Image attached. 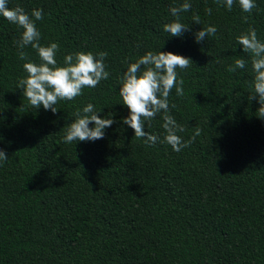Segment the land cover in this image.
Segmentation results:
<instances>
[{"label": "trees", "instance_id": "16d2710c", "mask_svg": "<svg viewBox=\"0 0 264 264\" xmlns=\"http://www.w3.org/2000/svg\"><path fill=\"white\" fill-rule=\"evenodd\" d=\"M184 2L8 0L29 16L42 10L40 43L59 45L58 65L70 53L106 52L110 75L59 101L56 113L35 109L17 88L27 75L22 29L0 15V149L8 156L0 162V264H264V119L258 98L249 100L250 56L236 41L251 27L264 42V0L251 13L238 0L231 11L188 0L179 17L187 29L171 36L163 26ZM208 26L216 34L197 42ZM159 50L192 61L176 69L183 95L173 88L168 97V114L184 127L177 134L191 141L179 152L164 142L163 111L144 122L158 137L151 146L123 123L118 80ZM23 51L40 63L30 45ZM238 58L246 67L228 71ZM89 103L114 123L102 139L65 143L74 113Z\"/></svg>", "mask_w": 264, "mask_h": 264}, {"label": "clouds", "instance_id": "9594fccd", "mask_svg": "<svg viewBox=\"0 0 264 264\" xmlns=\"http://www.w3.org/2000/svg\"><path fill=\"white\" fill-rule=\"evenodd\" d=\"M215 2L218 5L223 4L231 11L234 0H215ZM238 2L245 13H251L252 9L257 7L255 0H238ZM190 10L191 4L188 0L179 7L170 8L172 16L176 19L166 23L163 30L171 36H180L187 29L180 22V13ZM205 11L210 15L212 9L207 8ZM0 15L22 29L17 47L20 50L19 58L25 61L23 68L27 75L18 80L17 88L23 90V95L35 109L42 106L45 110L56 113L55 105L59 101H72L82 95L85 87L95 88L102 80L109 78L110 74L105 70L104 63L106 52L96 55L91 52L70 53L64 57L63 65H58L56 54L59 45L55 42L48 45L40 43L41 34L35 21L43 19L42 10H33L29 16L22 7L9 8L8 0H0ZM193 22L200 24L199 16H195ZM216 32L215 26L202 28L195 34L196 41L200 42L209 35L214 36ZM236 41L242 46L243 52L250 56L253 72L251 86L254 94L249 97V100L258 98L260 105L257 109L258 117L264 119V42L258 39L256 30L251 27L247 32L238 35ZM29 45L36 51L40 63L28 59L27 53L23 51ZM246 63L245 59L238 58L235 60V66H229L228 71L244 69ZM191 64L192 61L188 57L160 50L149 51L134 63L128 64L127 70L118 80L119 95L122 104L129 110L128 116L123 118V123L134 130L136 138H144L146 144L154 145L158 137L144 131V122L152 120L163 111L164 142L177 152L191 143V141H184L177 134L183 132L184 127L178 125L174 117L168 114V97L171 90L175 88L178 96L183 95V80H178L176 69H186ZM74 116L75 119L62 138L65 143L102 139L103 130L114 123L113 119L101 118L91 103L87 104L82 112L78 110L74 113ZM90 123L94 125L91 128ZM195 135H200L199 128H196ZM7 159L5 151L0 149V162Z\"/></svg>", "mask_w": 264, "mask_h": 264}]
</instances>
